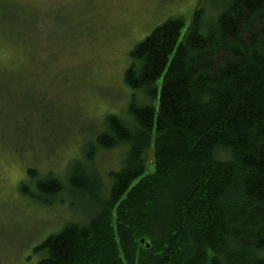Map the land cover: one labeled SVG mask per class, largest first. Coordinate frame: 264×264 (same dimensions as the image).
<instances>
[{"label": "trees", "instance_id": "obj_1", "mask_svg": "<svg viewBox=\"0 0 264 264\" xmlns=\"http://www.w3.org/2000/svg\"><path fill=\"white\" fill-rule=\"evenodd\" d=\"M215 3L133 49L128 116L106 115L65 182L28 169L23 196L67 193L89 217L37 247L38 264H264V0ZM119 147L106 189L95 160Z\"/></svg>", "mask_w": 264, "mask_h": 264}, {"label": "rangeland", "instance_id": "obj_2", "mask_svg": "<svg viewBox=\"0 0 264 264\" xmlns=\"http://www.w3.org/2000/svg\"><path fill=\"white\" fill-rule=\"evenodd\" d=\"M215 0H0V148L29 155L28 169L62 181L82 149L123 119L137 94L124 85L130 54L170 19L186 24L200 6L215 18ZM126 148L99 151L103 183ZM153 170V148L147 154ZM26 170V174L27 171ZM0 177V264H38L35 250L69 223H83V201L67 193L42 205ZM31 188V193H33ZM105 194V190H104Z\"/></svg>", "mask_w": 264, "mask_h": 264}, {"label": "clouds", "instance_id": "obj_3", "mask_svg": "<svg viewBox=\"0 0 264 264\" xmlns=\"http://www.w3.org/2000/svg\"><path fill=\"white\" fill-rule=\"evenodd\" d=\"M29 155L23 156L8 150L0 148V177L6 180L11 187H16L20 182L29 183L32 178L26 174Z\"/></svg>", "mask_w": 264, "mask_h": 264}, {"label": "water", "instance_id": "obj_4", "mask_svg": "<svg viewBox=\"0 0 264 264\" xmlns=\"http://www.w3.org/2000/svg\"><path fill=\"white\" fill-rule=\"evenodd\" d=\"M142 243H144V241H142Z\"/></svg>", "mask_w": 264, "mask_h": 264}]
</instances>
